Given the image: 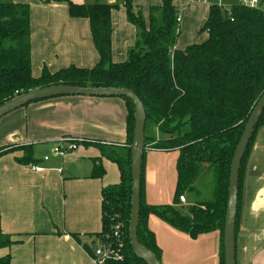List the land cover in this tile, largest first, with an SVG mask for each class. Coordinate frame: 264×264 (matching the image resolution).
Segmentation results:
<instances>
[{
    "label": "trees",
    "instance_id": "trees-1",
    "mask_svg": "<svg viewBox=\"0 0 264 264\" xmlns=\"http://www.w3.org/2000/svg\"><path fill=\"white\" fill-rule=\"evenodd\" d=\"M65 3L70 18L89 22L91 40L99 56L91 69L74 66L55 73L46 69L34 77L31 71L30 8L28 4L0 2V106L37 89L52 86L118 88L132 90L144 106L146 122L157 128L161 138L155 149L177 150V183L171 206H147L143 201L144 168L140 177L138 243L160 262V251L146 220L153 215L173 229L195 239L218 231L219 264H224L223 231L228 197L231 160L244 125L264 93V10L242 4L227 9L213 5L198 32L205 39L182 51H173L178 38L179 12L171 0L150 7L147 20L133 13L132 1L122 0L126 20L140 31L139 39L128 51L127 60L111 59V12L106 4L75 5L69 0H40ZM127 106V139L118 154L95 140L76 145L93 146L114 163L120 173L117 186L101 191V232L96 238L113 245V233L120 226L121 260L104 264H147L132 250L128 227L131 201L130 155L133 143L134 106ZM264 126V111L248 144L239 170L235 235L238 230L246 163L259 129ZM150 140L145 136L146 141ZM23 152L16 162L37 165L30 146L0 148V156L13 150ZM207 172L213 190L207 202L190 207L185 214L178 207L179 197L193 194L202 173ZM104 170L95 165L94 178ZM12 244L0 230V249ZM0 264H10L9 257Z\"/></svg>",
    "mask_w": 264,
    "mask_h": 264
},
{
    "label": "crops",
    "instance_id": "crops-1",
    "mask_svg": "<svg viewBox=\"0 0 264 264\" xmlns=\"http://www.w3.org/2000/svg\"><path fill=\"white\" fill-rule=\"evenodd\" d=\"M69 1L75 5L116 6L111 12V59L113 63L126 61L140 31L127 22L123 1ZM162 1L133 0V13H140L147 20L149 8ZM171 1L180 17L179 35L172 52L182 51L205 39L198 32L213 5L209 1ZM0 2L29 5L34 77L44 69L55 73L70 66L91 69L98 63L88 20L70 18L65 3ZM237 4L238 0L236 4L219 7L227 9ZM126 118L127 106L121 98L80 96L31 103L0 118V148L30 146L39 161L36 166L42 168L36 172L31 170L33 165L18 164L16 159L23 152L16 149L0 156V230L12 242L0 249V259L9 257L10 264H95L91 255L101 244L96 238L102 227L101 191L119 184L118 167L93 146H78L62 156L52 154L51 150L60 140L85 139L98 141L109 149L116 147L121 154L127 139ZM154 129L145 134L150 140L145 143L142 159L143 201L147 206H171L175 200L179 152L155 149L161 136ZM42 156L48 160H41ZM98 163L104 173L101 178H94ZM208 178L207 172L202 173L195 193L182 194L185 203H178V207L187 211L207 202L210 197L203 182L205 179L207 187ZM191 195L197 198L196 202ZM146 226L160 251L161 264H219L218 231L192 239L153 215L147 217ZM235 264H264V126L257 132L243 176Z\"/></svg>",
    "mask_w": 264,
    "mask_h": 264
},
{
    "label": "water",
    "instance_id": "water-1",
    "mask_svg": "<svg viewBox=\"0 0 264 264\" xmlns=\"http://www.w3.org/2000/svg\"><path fill=\"white\" fill-rule=\"evenodd\" d=\"M98 97V98H126L134 106V127L133 143L130 155L131 173V201L128 235L132 250L141 257L147 264H161L156 257L143 248L137 240V227L140 208V177L142 159L145 151V125L146 114L141 101L132 90L118 88H93V87H72L52 86L37 89L21 95L8 103L0 106V118L7 114L26 107L27 105L47 99L58 97ZM264 111V93L253 107L239 138L234 151L229 169L228 197L226 203V214L223 231L224 264H235V219L237 212V194L239 170L242 159L246 153L248 144L254 134L258 121Z\"/></svg>",
    "mask_w": 264,
    "mask_h": 264
},
{
    "label": "built area",
    "instance_id": "built-area-1",
    "mask_svg": "<svg viewBox=\"0 0 264 264\" xmlns=\"http://www.w3.org/2000/svg\"><path fill=\"white\" fill-rule=\"evenodd\" d=\"M190 2H199V3H208L209 0H189ZM239 4H242L249 8H258V0H238ZM177 24L180 22V17H177L176 19ZM80 141H65L60 140L58 143L52 148L51 152L54 155L62 156L67 151H70L74 148H76V145L80 143ZM63 144H67L68 146L66 148L62 147ZM43 161H47L48 157L44 156ZM31 170L36 172H41L42 168L39 166L33 165L31 167ZM179 203L184 204L185 198L183 196H180ZM120 226H116L114 233H113V245L110 243H101L92 253L91 259L95 264H104L107 260H113V261H120L121 255H120V249L122 247L121 239H120V233H119Z\"/></svg>",
    "mask_w": 264,
    "mask_h": 264
},
{
    "label": "rangeland",
    "instance_id": "rangeland-1",
    "mask_svg": "<svg viewBox=\"0 0 264 264\" xmlns=\"http://www.w3.org/2000/svg\"><path fill=\"white\" fill-rule=\"evenodd\" d=\"M259 2V4H258V8H260V9H263L264 10V0H258ZM209 2H210V5H216V6H228V5H231V4H236L237 3V0H209ZM155 131V129H154V127H153V124L152 123H150V122H146V125H145V134H149V132H154ZM72 142V141H71ZM12 147L13 148H15V146H13L12 145ZM112 149V151H115V152H119V151H121V150H119V149H116V147H114V149L113 148H111ZM39 151V150H38ZM43 155V154H42ZM36 156H37V154H36ZM41 156V155H40ZM42 158H43V156L41 157V160H42ZM207 178V176L205 177V179ZM205 179H204V188L205 189H207V194H208V196L210 197V195H211V193H212V190H213V184H212V181H211V178L209 177L208 178V181L206 182V184H207V187H206V185H205ZM202 183V184H203ZM201 184V183H200ZM209 184V185H208ZM209 186H210V188H209ZM190 197V196H189ZM191 197H193L192 195H191ZM190 197V198H191ZM200 198H202L201 196H200ZM193 199H195L194 201L196 202L197 201V198L195 197H193ZM185 211V214H187L188 213V211H186V210H184Z\"/></svg>",
    "mask_w": 264,
    "mask_h": 264
}]
</instances>
